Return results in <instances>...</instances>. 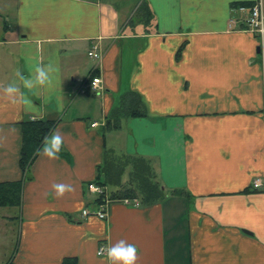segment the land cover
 I'll return each mask as SVG.
<instances>
[{
  "label": "crops",
  "instance_id": "crops-1",
  "mask_svg": "<svg viewBox=\"0 0 264 264\" xmlns=\"http://www.w3.org/2000/svg\"><path fill=\"white\" fill-rule=\"evenodd\" d=\"M254 1L0 0V182L24 177L22 120H56L63 137L58 159L36 156L18 216L0 210V264H107L99 247L120 239L137 246L136 264H264V185L253 186L264 182V42L233 24L243 15L234 5ZM49 64L47 86L28 90L16 76ZM11 83L29 107L4 95ZM127 90L147 115L104 132ZM106 149L149 158L166 189L190 196L114 200L107 220L85 218L98 208L87 185ZM58 183L74 191L57 198Z\"/></svg>",
  "mask_w": 264,
  "mask_h": 264
},
{
  "label": "trees",
  "instance_id": "trees-1",
  "mask_svg": "<svg viewBox=\"0 0 264 264\" xmlns=\"http://www.w3.org/2000/svg\"><path fill=\"white\" fill-rule=\"evenodd\" d=\"M252 3H244L250 5ZM145 6V5H144ZM239 7L238 5H234ZM144 11V7L140 9ZM149 16L152 11L148 8ZM151 18V17H150ZM183 47L177 53V59H180V54ZM98 75V71L91 72L88 82L93 76ZM146 105L140 93L127 90L121 93L115 107L106 116L104 124V132L117 130L121 127L122 121L128 117L146 116ZM57 124L56 120L52 119H24L22 120V148L20 153V167L23 171V178L13 181L0 182V207H19L22 201V189L25 180L30 177V168L36 160V149L40 148L43 138L50 135ZM105 160L99 165L98 175L94 180L106 189H109V196L113 200L124 198H138L141 205H155L167 199L168 196H184L189 197L190 193L184 189H166L158 178L156 170L151 160L140 155H117L111 149H106ZM125 176H128L125 181ZM251 189H245L244 192H250ZM100 198H97L99 202ZM63 264H78L75 258H65ZM5 264H16L9 261ZM18 264V263H17Z\"/></svg>",
  "mask_w": 264,
  "mask_h": 264
},
{
  "label": "clouds",
  "instance_id": "clouds-1",
  "mask_svg": "<svg viewBox=\"0 0 264 264\" xmlns=\"http://www.w3.org/2000/svg\"><path fill=\"white\" fill-rule=\"evenodd\" d=\"M57 69L49 65H35L30 68L28 76L22 75L19 71L16 76L19 77L23 87L28 90L35 89L39 86H47L51 83L53 74ZM4 95L13 104H22L26 108L30 106V101L25 94L21 92L20 87L11 83L4 87ZM63 145V137L58 131H53L50 135L43 138L40 148L36 149L37 155L48 157L49 159H58V154ZM52 189L57 198L63 197L66 192L74 191L71 184L58 183L53 184ZM98 256H105V249L100 248L97 252ZM138 249L135 244H130L124 239H120L106 250L107 264H136L138 260Z\"/></svg>",
  "mask_w": 264,
  "mask_h": 264
},
{
  "label": "built area",
  "instance_id": "built-area-1",
  "mask_svg": "<svg viewBox=\"0 0 264 264\" xmlns=\"http://www.w3.org/2000/svg\"><path fill=\"white\" fill-rule=\"evenodd\" d=\"M240 12H243L242 17L240 19H236L233 24L236 25L238 30H245L252 32L257 35L259 40L263 43L264 42V0H255L250 5H241L239 7H236ZM89 56H92L95 59L100 58V54L96 51V48L94 47L93 50H90ZM88 89L91 92L98 93L102 90L103 83L102 78L100 75L93 76L91 81L87 83ZM98 125V122L93 123V126ZM264 185V182L261 178H256L253 180V186L255 188H260ZM88 190H90L92 193L97 195V198H100L98 202V208L95 211H88L87 209L82 211L83 216L89 217V216H95L99 217L102 220H107L109 213H108V206L109 203L114 201L109 196V189H106L105 187L91 182L87 185ZM127 205H134L139 206L141 204L140 200L138 198H124L120 199ZM100 248L105 249L106 253V245L102 244Z\"/></svg>",
  "mask_w": 264,
  "mask_h": 264
},
{
  "label": "rangeland",
  "instance_id": "rangeland-1",
  "mask_svg": "<svg viewBox=\"0 0 264 264\" xmlns=\"http://www.w3.org/2000/svg\"><path fill=\"white\" fill-rule=\"evenodd\" d=\"M93 60H94V58H93ZM95 60H97V59H95ZM16 209H17V207H14V208L4 207L0 210H2V213L11 214L12 216H15V215L18 216V211H15ZM15 212H16V214H15ZM18 224H19V221H15V222H13V224H11V232L9 234V239H8V241H10V243L16 242V237L18 235L17 233L19 231Z\"/></svg>",
  "mask_w": 264,
  "mask_h": 264
},
{
  "label": "water",
  "instance_id": "water-1",
  "mask_svg": "<svg viewBox=\"0 0 264 264\" xmlns=\"http://www.w3.org/2000/svg\"><path fill=\"white\" fill-rule=\"evenodd\" d=\"M248 232V231H247Z\"/></svg>",
  "mask_w": 264,
  "mask_h": 264
}]
</instances>
